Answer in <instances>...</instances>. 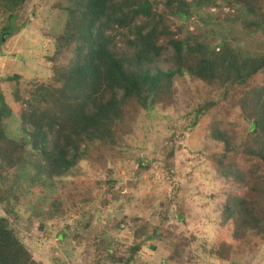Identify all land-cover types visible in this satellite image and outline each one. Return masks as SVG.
<instances>
[{
  "label": "trees",
  "instance_id": "1",
  "mask_svg": "<svg viewBox=\"0 0 264 264\" xmlns=\"http://www.w3.org/2000/svg\"><path fill=\"white\" fill-rule=\"evenodd\" d=\"M4 1L15 12L26 0ZM53 7L60 10V23L45 55L49 76L27 86L20 74L6 77L20 105L17 134L6 130L14 113L0 88V264H44L12 228L24 186L60 189L66 178L82 173L83 160L97 157L92 150L113 148L131 134L140 110L172 106L182 82L200 95L188 112L190 126L211 106L220 107L207 123L201 153L215 177L233 184L219 221L231 225V241L208 248L222 264H231L248 235L264 236V52H248L222 26L241 16L243 36L259 31L264 46V0H61ZM204 7L218 10L202 13ZM233 111L243 117H232ZM210 145L215 149L206 154ZM172 155H165L168 172ZM57 202L35 206L30 225L42 230L47 220L64 214ZM64 227L56 234L59 242L71 226ZM153 233L150 222L133 226L120 259L113 258L110 230L94 233V264H130Z\"/></svg>",
  "mask_w": 264,
  "mask_h": 264
},
{
  "label": "rangeland",
  "instance_id": "2",
  "mask_svg": "<svg viewBox=\"0 0 264 264\" xmlns=\"http://www.w3.org/2000/svg\"><path fill=\"white\" fill-rule=\"evenodd\" d=\"M58 1L61 2L26 0L20 9L12 12L5 9V1L0 0V88L14 113L6 121L8 132L18 133L20 105L12 100L6 77L20 74L21 82L27 86L49 76L50 63L45 55L60 23V10L53 7ZM213 8L204 7L201 11L217 12L218 8L211 11ZM225 10L222 12H227ZM231 13L240 15L237 9ZM238 17L233 23L226 22L222 32L229 39L240 37L234 43L248 52L263 53L260 32L244 37ZM160 65L167 67L163 62ZM261 77L262 74H257L254 80L259 81ZM179 89L172 106L140 110L133 132L115 147L92 150L91 156L97 157L91 162L83 160L82 173L66 178L59 185L60 189L56 187L47 193L38 184L24 186L15 207L19 219L10 220L15 233L36 259L44 264H94L95 255L89 240L104 229L110 230L115 238L113 258L120 259L126 245L132 241L133 226L143 220L150 222L156 233L153 234H161V237L147 239L130 264H222L208 248L220 241H231V225H220L219 221L222 202L233 184L215 177L213 166L201 153L207 123L220 107L211 106L206 115L190 126L188 112L200 95L195 89L189 91L192 85L184 82ZM231 116L243 117L238 111H233ZM214 149L215 146L210 145L205 152L209 154ZM170 151L173 155L168 158V172L164 165L168 164L165 155ZM55 198L59 200L55 206L67 211L59 212L56 219L47 220L41 235H36L35 225H30L35 219L29 216L39 203L45 209ZM0 216H4L2 207ZM117 222L119 228L115 227ZM66 225L71 226L67 231L69 235L64 233L59 242L56 234L65 231ZM164 235L167 238L163 239ZM149 236L151 234L146 238ZM247 237L248 245L232 255L230 263L264 264V236L250 234ZM54 244L56 249L50 247Z\"/></svg>",
  "mask_w": 264,
  "mask_h": 264
},
{
  "label": "clouds",
  "instance_id": "3",
  "mask_svg": "<svg viewBox=\"0 0 264 264\" xmlns=\"http://www.w3.org/2000/svg\"><path fill=\"white\" fill-rule=\"evenodd\" d=\"M98 222H99V221H98ZM35 229H36V232L34 231V233H35L36 235H38V234L41 235V233H40L41 230L38 229V227H37L36 225H35ZM38 231H39V232H38ZM154 237H158V235H156V236H154ZM154 237H151V239L154 238ZM55 239L57 240V237H56ZM57 243H58V242H57ZM57 243H56V244H57Z\"/></svg>",
  "mask_w": 264,
  "mask_h": 264
},
{
  "label": "crops",
  "instance_id": "4",
  "mask_svg": "<svg viewBox=\"0 0 264 264\" xmlns=\"http://www.w3.org/2000/svg\"><path fill=\"white\" fill-rule=\"evenodd\" d=\"M99 220V219H98ZM151 249H153V248H151ZM155 250V253H158V251H156V248H154ZM159 254H160V256H163V253L162 252H159ZM161 261H162V259H161Z\"/></svg>",
  "mask_w": 264,
  "mask_h": 264
},
{
  "label": "water",
  "instance_id": "5",
  "mask_svg": "<svg viewBox=\"0 0 264 264\" xmlns=\"http://www.w3.org/2000/svg\"><path fill=\"white\" fill-rule=\"evenodd\" d=\"M147 237V236H146ZM150 237V236H149Z\"/></svg>",
  "mask_w": 264,
  "mask_h": 264
}]
</instances>
